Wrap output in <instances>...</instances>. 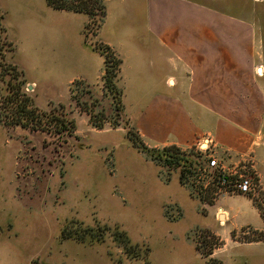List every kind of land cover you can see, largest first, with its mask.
Instances as JSON below:
<instances>
[{"label":"rangeland","instance_id":"1","mask_svg":"<svg viewBox=\"0 0 264 264\" xmlns=\"http://www.w3.org/2000/svg\"><path fill=\"white\" fill-rule=\"evenodd\" d=\"M101 1L102 25L94 0L93 16L0 0V264H264V145L240 169L257 180L253 195L219 189L199 149L142 142L134 122L163 68L143 0ZM222 1L264 38V0ZM106 46L122 60L120 96L103 79ZM26 98L29 124H14Z\"/></svg>","mask_w":264,"mask_h":264},{"label":"crops","instance_id":"2","mask_svg":"<svg viewBox=\"0 0 264 264\" xmlns=\"http://www.w3.org/2000/svg\"><path fill=\"white\" fill-rule=\"evenodd\" d=\"M202 1L139 5L165 77L134 125L151 147L199 149L207 142V153L220 159L258 158L264 145V38L254 21L228 13L222 0Z\"/></svg>","mask_w":264,"mask_h":264},{"label":"trees","instance_id":"3","mask_svg":"<svg viewBox=\"0 0 264 264\" xmlns=\"http://www.w3.org/2000/svg\"><path fill=\"white\" fill-rule=\"evenodd\" d=\"M48 3L56 8V9H65V10H71L74 12H82V13H86L88 16H93L95 13V6L93 5H88L87 4V0H47ZM81 3H78L80 2ZM98 2V8L101 11V18H102V22L101 25L107 15V6L101 1V0H94ZM98 28V31L100 30V27ZM95 49H97L96 47H94ZM101 53V52H100ZM102 54V53H101ZM104 56V73H103V79L105 81V84L107 87H109L110 89H114L115 93L120 95H123V92H121V89H117V77L119 78V74H120V65H121V58L117 55V53H113V51H111V49L106 46L105 49V55ZM21 91L22 88H20ZM19 96H21V98L24 96L23 93H20ZM29 105L28 103V98L26 99H19V104L17 107V111L20 112V115H18L17 119H15L13 121L14 124H20L23 126H27V124H29L27 121H25L23 119L22 116H24L23 111H26L28 113H33V109H28L27 106ZM59 124H61V126L63 128H68V126L71 125V128L74 127V122L72 120H68L65 118H59ZM69 124V125H68ZM96 126L98 128H102V124H96ZM71 132H73V129H70ZM140 140L142 141L140 135H139ZM143 142V141H142ZM166 149H173L177 152H179L181 149L175 145H170V146H166L164 147L163 150ZM146 150H149L146 148ZM151 152V150H149ZM169 154V153H168ZM170 156H175L174 158L178 159L180 158L177 155H170ZM193 162H191L192 164ZM181 181L183 180L184 176H185V170L181 171ZM68 227L63 229V234L64 236L68 237V236H72V231H69L70 229H67ZM67 230L69 232H67ZM76 237H78L76 235ZM120 238H122V240H125L126 242H129L128 237L126 236V234L123 232L120 234L119 236ZM121 241V239H120ZM198 250H200V252L202 253L203 256L207 257L210 255L211 252L204 250L202 247H197Z\"/></svg>","mask_w":264,"mask_h":264},{"label":"built area","instance_id":"4","mask_svg":"<svg viewBox=\"0 0 264 264\" xmlns=\"http://www.w3.org/2000/svg\"><path fill=\"white\" fill-rule=\"evenodd\" d=\"M261 74L260 71L257 72ZM199 150L209 158L207 168L212 172L213 182L217 184L219 189H223L228 193H242V194H256L258 191V182L252 175L240 171L241 168L246 167L251 160L250 157H243L239 159L232 167H227L221 164L217 157L207 153V148H199Z\"/></svg>","mask_w":264,"mask_h":264}]
</instances>
